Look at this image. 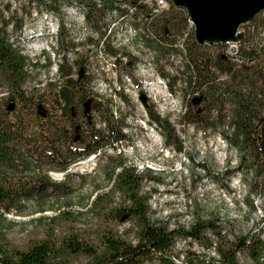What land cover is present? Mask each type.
Here are the masks:
<instances>
[{
  "label": "trees",
  "instance_id": "16d2710c",
  "mask_svg": "<svg viewBox=\"0 0 264 264\" xmlns=\"http://www.w3.org/2000/svg\"><path fill=\"white\" fill-rule=\"evenodd\" d=\"M39 1L44 3L29 0ZM102 1L98 7L95 0H79L86 8V24L104 38L105 16L120 5L119 0ZM123 1L136 5L134 0ZM168 3L170 12L148 25L157 40L147 42L161 52L171 49L161 42L171 45L189 25V33L195 32L188 14ZM15 20L16 14L7 18L0 12V264H179L176 259L183 252L177 254L176 248L181 241L198 243L217 256L188 249L182 264H244L239 254L253 264H264L260 235L229 240L224 227L212 218L198 217L188 227L172 230L154 220L152 193L145 192V185L162 181L151 170L138 171L122 154H107L127 136L123 123L114 121L108 102L91 91L88 63L81 58L69 63L66 57L58 65L57 79L30 87L31 61L8 36L10 26L23 28ZM241 29L244 37L237 45V60L228 54V44L201 46L195 33L186 39V111L179 123L217 135L237 154L236 169L226 174L229 178L242 172L250 177L245 180L246 200L255 209L252 197L264 196V11ZM65 33L61 23L57 37L63 48ZM106 49L116 53L108 44ZM45 59L50 68L51 56ZM136 62L131 61L130 68ZM147 110L165 145L183 152L184 142L169 118L151 105ZM96 114L106 120V129L95 127ZM97 154L106 159L103 172L109 188H98L85 212L63 210L59 202L70 206L76 192L67 172ZM53 173H66L65 180L55 181ZM48 211L56 213L34 220L36 233L27 244L18 246L10 240L7 229L16 221L8 216ZM127 223L130 227L121 231Z\"/></svg>",
  "mask_w": 264,
  "mask_h": 264
},
{
  "label": "rangeland",
  "instance_id": "374dc122",
  "mask_svg": "<svg viewBox=\"0 0 264 264\" xmlns=\"http://www.w3.org/2000/svg\"><path fill=\"white\" fill-rule=\"evenodd\" d=\"M43 2L0 0V12H3L7 18L16 14L15 22L23 23L21 31L14 30L10 26L8 36L14 41L13 45H16L17 49L31 61L30 67L27 66L32 75L30 87L38 86L40 83L46 85L47 81L57 79L58 65L64 58L67 57L69 63L81 58L89 66V74L92 78L91 91L100 100L107 101L110 109L112 102H115V96L103 88H107L106 78L113 77V67L111 62L99 58L97 47L90 45H96L95 43L85 40L93 37L89 33L86 35L87 31H94L83 21L85 6H82L79 0H43ZM8 5L10 10L6 8ZM183 14L187 17L186 12ZM105 20L111 31L110 41L115 43L116 49L129 55H139L136 44L129 45L126 42L133 34L137 39L146 36L145 31H142L143 25L142 29H138L139 20L134 21L130 18L119 23L118 17L107 19V14ZM61 23L66 27L64 48L59 45L57 37ZM192 25L195 26L194 23ZM190 30L189 25L188 31ZM186 32L187 27L171 44L180 42ZM193 33L191 35L194 36ZM95 36L102 38L97 32ZM261 39H264V32ZM94 42L97 41L94 39ZM148 45L154 52V60H150L151 56L146 61L138 59L128 74H120L118 77L121 93L117 95L118 105H126V107L125 109L123 106L116 107L117 115H121V118L114 121L123 123L127 139L118 143L113 151L115 153L120 150L128 163L136 165L138 171L151 170L154 176L162 181L159 185L154 182L145 185V192L152 193L150 198L152 218L167 223L171 230L175 227H188L198 217L207 220L212 218L218 220V223L224 227V234L229 240L249 234L260 235L264 239V196L252 197L255 209L251 208L246 200L247 183H245L250 177L245 178L242 172L230 175L229 178L226 174L236 169L237 154L217 135L210 133L204 135L192 126L179 123L180 116L186 111L183 104V92L186 88L184 77L187 74L184 52L177 48L169 49L170 52H161V49L152 42L149 41ZM237 45L228 44V47L236 48ZM47 55L52 58L50 68L45 67ZM172 57L175 59L172 60ZM150 61L154 65H151ZM157 73L162 76L159 81ZM146 75H149V79H146ZM76 76L75 69L74 77ZM132 85H136L139 99L141 94L148 95V105L153 106L161 116L169 118L184 142L183 152L178 153L173 147L166 146L160 130L152 121L150 125L142 124L144 118L140 115L137 91ZM150 86L151 89L162 92L144 93L143 91L149 90ZM171 88L172 92H170ZM144 109L147 110L145 107ZM104 122L106 120L102 116L95 115L94 124L97 129H106ZM108 151L107 154H114ZM105 165L106 159L103 156L88 164L83 162L74 165L67 173L70 175L69 183L76 192L68 201L70 206L62 204L61 202L64 201H61L60 207L66 211L85 212L89 200L98 188H109L103 172ZM201 166H204V169ZM52 177L55 181H64L66 173H53ZM55 213L48 211L44 214H29V216L16 214L8 216L9 220L16 221L7 229L10 240L18 246H24L35 236L37 224L34 220ZM129 227L130 224L127 223L121 226L120 230ZM188 249L209 257H217L213 250L205 249L198 243L189 245V242L184 241L177 244L176 253L181 255V252L184 254ZM182 255L176 259L179 264H182ZM242 256L244 264H253L246 256Z\"/></svg>",
  "mask_w": 264,
  "mask_h": 264
},
{
  "label": "built area",
  "instance_id": "2783aa9c",
  "mask_svg": "<svg viewBox=\"0 0 264 264\" xmlns=\"http://www.w3.org/2000/svg\"><path fill=\"white\" fill-rule=\"evenodd\" d=\"M136 5H133L131 3H127L123 0H119V8H114L113 11H110L107 13V19L109 17H118L119 23H122V20H129L130 18H137L139 19V26L138 29H142L141 26H144V30L142 29V31H145L146 37L145 39H137L135 37V35L133 34L132 36H130L129 38H127L126 42L130 45V44H136L138 50H139V55H129V53H124V52H119V50L116 49L115 47V43L110 41V30H107V26L105 28V37L104 38H96L95 32L94 31H87L86 35H91L93 37H90L85 39L86 41H89L91 43H95L96 45L90 44L91 46H95L97 47V51H99V58H103L104 60H107L109 62H111V66L113 67L112 72H113V77H109L106 78L107 81V88H103L104 90L111 92V94H114L115 96V102H112V104L110 105V111L112 113V116L114 118V120H118L121 118V115H117V111H116V107L117 106H123V109H125L126 105H118V96L117 95H121L120 93V89H119V81H118V77H120V74H128V72L130 71V63L133 60H138V59H145L149 60L150 56L152 58H150V60H154V52L152 51V49H150L151 47L148 45V40H157L156 35L153 34L152 32V27H149L148 25L151 24L152 22H154L157 18H160V16H163L165 14H167L168 12H170V9L167 8V5H165L161 0H134ZM102 0H100L98 7H102ZM146 25V26H145ZM83 29H84V25H83ZM86 31V30H85ZM97 35V34H96ZM191 34L189 33L188 29L186 34H184V38L180 41V42H176L175 45H169V44H165L163 42H161V44L168 46L170 48H177L180 51L184 52V54L186 53V48H185V41L188 37H190ZM94 39L97 42H94ZM106 44L110 45V48L114 51H116V53L114 54L112 51H109L106 49ZM228 54L231 57L236 58L237 60V55L239 52V47L237 46L236 48H228ZM175 59V57H172V60ZM151 62V61H150ZM151 65L152 62L150 63ZM158 74V73H157ZM162 76H160L158 74V79H161ZM146 79H149V75H146ZM166 81V80H165ZM141 85V82H140ZM136 91V85H132ZM153 91H160L162 92V90H158V89H151V86L149 87V90L147 91H143L144 93H150ZM137 91V95H138ZM145 95V94H144ZM148 96V95H147ZM149 97V96H148ZM127 99V98H126ZM127 103V100H126ZM139 105V110H140V115L144 118V120L142 121L143 125H150V117L148 114V110L144 109V106L141 103V99H139V95H138V103ZM104 126H106V122L103 123ZM117 144H115L116 146ZM108 152H112L114 153L113 149H108ZM114 154H121V151L118 150V152H115ZM100 154H97V156H90L89 159H95L98 160ZM86 164H88V160L86 162H84ZM64 175V174H63ZM238 258L240 259V263L242 260V255H238Z\"/></svg>",
  "mask_w": 264,
  "mask_h": 264
},
{
  "label": "bare ground",
  "instance_id": "6f19581e",
  "mask_svg": "<svg viewBox=\"0 0 264 264\" xmlns=\"http://www.w3.org/2000/svg\"><path fill=\"white\" fill-rule=\"evenodd\" d=\"M95 1L98 4L100 2V0H95ZM161 1L165 5H167V8H169L170 6V3H168L169 0H161ZM256 1L258 0H192V3L196 8L194 18L196 21L200 22V26H201L199 33L202 35V32L204 33L208 28H211L215 30V31L213 30V32L217 35L226 34L225 30L229 27V24H231V22L236 19L237 15L244 12L246 9H248V7H250V4L255 3ZM83 21H85V16H83ZM11 42L13 43L14 41L12 40ZM227 44L237 45L238 43H227ZM13 46L17 48L16 45ZM93 156H97V155H93ZM94 161L96 160L88 159V162H94Z\"/></svg>",
  "mask_w": 264,
  "mask_h": 264
},
{
  "label": "water",
  "instance_id": "95a60500",
  "mask_svg": "<svg viewBox=\"0 0 264 264\" xmlns=\"http://www.w3.org/2000/svg\"><path fill=\"white\" fill-rule=\"evenodd\" d=\"M178 8L184 9L188 13V17L192 18L196 29L195 38L198 44L201 46L206 45H218L227 43H240L244 37V32L239 31L244 25H247L253 20L257 15L264 11V0H258L255 3L250 4V7L244 12L237 15L236 19L229 24V27L225 30L226 34L217 35L213 32L214 29L208 28L206 32L199 33L200 22L196 21L194 18L195 6L192 0H170ZM215 31V30H214ZM141 102L145 108L148 106V96L141 94Z\"/></svg>",
  "mask_w": 264,
  "mask_h": 264
}]
</instances>
